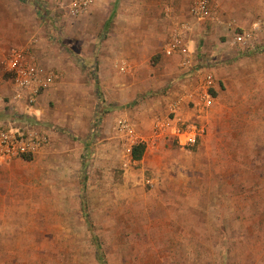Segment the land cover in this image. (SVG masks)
Segmentation results:
<instances>
[{
    "label": "rangeland",
    "instance_id": "374dc122",
    "mask_svg": "<svg viewBox=\"0 0 264 264\" xmlns=\"http://www.w3.org/2000/svg\"><path fill=\"white\" fill-rule=\"evenodd\" d=\"M72 1L0 0L1 93L12 47L55 77L21 119L0 105V123L50 134L41 154L0 164V264H99L93 235L106 264H264V0H207L203 18L198 0L154 13L143 0ZM166 7L195 27L196 65L212 73L213 104H189L177 124L203 129L192 145L161 126L184 77L164 52L172 34L155 36Z\"/></svg>",
    "mask_w": 264,
    "mask_h": 264
},
{
    "label": "built area",
    "instance_id": "2783aa9c",
    "mask_svg": "<svg viewBox=\"0 0 264 264\" xmlns=\"http://www.w3.org/2000/svg\"><path fill=\"white\" fill-rule=\"evenodd\" d=\"M92 0H73L72 11L79 12L86 9ZM191 12L203 18L210 13L207 0H198L191 9ZM186 26L175 29L170 40L165 44L164 52L167 55L177 54L180 58L178 64L182 68H193L195 71L203 72L201 83L195 91V103L199 112L213 104V97L209 92L213 83L212 73L201 65L197 67L193 52L189 50L184 42ZM244 35H236L235 40L243 41ZM4 72L8 75V82L11 86V92L7 96L0 93V103L12 111H17L21 119L23 112L31 108L37 101L39 95L46 90L54 80V74L45 71L29 53L28 47H12L7 52L3 60ZM198 96V97H197ZM173 103V108L176 107ZM174 111V110H173ZM15 112V114L17 113ZM16 115V116H17ZM13 120V119H12ZM181 121L178 117L166 119L161 122L167 134H172L181 145H192L196 142L202 132L201 127L193 123H185L184 128L177 124ZM184 124V123H183ZM117 128L124 130L132 138V129L126 118L120 117L116 121ZM50 142L48 129L40 125H31L27 123H18L7 121L0 123V164L14 158H23V156L34 157L43 152Z\"/></svg>",
    "mask_w": 264,
    "mask_h": 264
},
{
    "label": "crops",
    "instance_id": "0c3cea01",
    "mask_svg": "<svg viewBox=\"0 0 264 264\" xmlns=\"http://www.w3.org/2000/svg\"><path fill=\"white\" fill-rule=\"evenodd\" d=\"M159 1H163V0H143V11L145 13H149V12L153 11V13H154L155 11L158 10L156 8L154 9V6H156V4L159 3ZM165 9H166L165 12H166L167 16L165 17L164 20L162 19V24L160 25V27L158 29V32H155L156 33L155 36H160V35L162 36L163 35L164 36L163 42H165L169 38V36L173 33V31L175 29L176 30L180 29L183 25H185L186 28L184 30V34H185L184 42H185L187 48L189 50H191L193 42H194V39H195V33H196L195 27L193 25H191V27H190L189 24L184 23L182 21H179V19L172 18L173 16H171V15L176 16V14H175L176 10H174L173 7H166ZM209 13L211 14V12H209ZM159 14H161V10H159L158 15ZM164 15H165V13H164ZM147 30H149V29H147ZM149 31L152 32L151 30H149ZM143 36H145L146 38L152 37V35H150L149 32H148V35L146 33V35L144 34ZM143 44L144 45L147 44L146 39L143 40ZM164 57H165V55H164ZM171 57L175 58V61H177V63H176L177 76L178 77L179 76H184V77H182V80L178 81V87H177L176 90H174V93H172V96L175 99L173 103H176L175 104L176 107L173 108L174 106L172 105L173 104L172 103V104H170L169 109L171 111L174 110L173 111V117L176 116V117L182 119V112L189 113V110H188L189 104L193 103L192 104L193 107H191L193 111L195 109H197L196 108V103H195V99H196L195 91H196L197 88H194V87L196 86V77L198 76V73L195 70H193V68H189L188 69V68L180 67L179 64H178V61H179L180 57L177 54L171 55ZM44 91H46V90H44ZM9 92H11V91H9ZM0 93H1V91H0ZM1 94L4 95L3 93H1ZM4 96L8 97V95H4ZM0 105H2V104H0ZM190 112H191V109H190ZM167 119H169V118H167Z\"/></svg>",
    "mask_w": 264,
    "mask_h": 264
},
{
    "label": "trees",
    "instance_id": "16d2710c",
    "mask_svg": "<svg viewBox=\"0 0 264 264\" xmlns=\"http://www.w3.org/2000/svg\"><path fill=\"white\" fill-rule=\"evenodd\" d=\"M203 65V64H202ZM209 91L212 93H215L214 89L210 88ZM145 150V144L142 142H139L137 144H134L132 149H131V157L135 160H139L142 158L143 153ZM32 158L31 156H23V159H29ZM90 224V222H89ZM91 225V224H90ZM93 241L95 242V246H96V258L99 264H106V260L104 257V254L101 250V246L98 243V238L93 235Z\"/></svg>",
    "mask_w": 264,
    "mask_h": 264
}]
</instances>
